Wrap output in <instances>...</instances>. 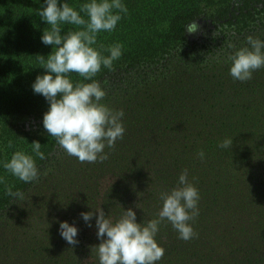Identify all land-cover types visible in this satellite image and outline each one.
<instances>
[{
    "label": "rangeland",
    "instance_id": "rangeland-1",
    "mask_svg": "<svg viewBox=\"0 0 264 264\" xmlns=\"http://www.w3.org/2000/svg\"><path fill=\"white\" fill-rule=\"evenodd\" d=\"M190 24L195 51L182 47L101 84L102 102L124 112L123 139L105 148L102 163H80L58 147L0 215V264H99L96 211L113 223L128 209L137 223L157 219L160 194L176 188L185 169L200 195L189 222L198 236L181 240L162 221L158 264H264V69L240 82L227 59L249 46L248 36L264 41V19H247L241 30L233 21L217 30L203 18ZM226 138L232 146L220 148ZM82 212L94 213L92 227ZM62 222L78 229V244L61 237Z\"/></svg>",
    "mask_w": 264,
    "mask_h": 264
},
{
    "label": "clouds",
    "instance_id": "clouds-1",
    "mask_svg": "<svg viewBox=\"0 0 264 264\" xmlns=\"http://www.w3.org/2000/svg\"><path fill=\"white\" fill-rule=\"evenodd\" d=\"M114 9L127 11L121 0H91L80 7V11L88 17L86 21L80 12L67 3H59V0H45V4L37 9L40 19L50 26L49 30L43 31L41 41L46 46L51 45L53 51L47 58L41 55L35 57L46 74L36 77L32 89L50 105L43 116L44 129L56 138L57 144L69 156L77 158L80 163L107 160L105 148H113L125 133L123 110H114L102 102L106 92L94 79L102 65L111 69L113 62L122 55L121 44L106 49L108 56L92 47L97 43L99 32H111L116 28L121 16L114 14ZM62 24L78 26L79 30L62 35ZM196 30L195 23L188 26L189 33ZM246 39L248 47L240 48L227 57L231 61L229 75L240 82L251 80L254 72L264 69V41L252 36ZM71 73L91 82L74 84L69 75ZM232 144L233 141L226 138L218 146L228 148ZM31 145L33 152L44 159L40 143L34 141ZM198 156L203 160L205 153L201 150ZM3 167L25 183L39 177L33 157L22 151L15 152ZM8 194L23 198L22 193H12L11 189H8ZM160 199L163 203L158 218L143 223L136 222V214L131 209L124 211L115 223L105 218L101 209L96 211L97 238L101 243L93 248L96 249L99 264H158L165 250L158 246L155 237L164 220L172 225L179 239L188 241L197 238L198 234L189 222L199 215L200 195L197 187L189 182L187 169L180 174L178 186L170 192H162ZM80 215L87 226L92 227L89 222L94 213L82 212ZM77 234L75 226L60 223V235L69 245L78 244L75 239ZM105 236L107 239H104Z\"/></svg>",
    "mask_w": 264,
    "mask_h": 264
},
{
    "label": "trees",
    "instance_id": "trees-1",
    "mask_svg": "<svg viewBox=\"0 0 264 264\" xmlns=\"http://www.w3.org/2000/svg\"><path fill=\"white\" fill-rule=\"evenodd\" d=\"M89 2L91 0H59L80 12L86 21L88 17L80 7ZM121 3L127 11L113 10L121 16L116 28L99 32L97 43L92 45L104 56L109 55L106 51L109 47L123 46L122 55L113 62L112 68L102 65L94 77L100 84L110 82L107 78L128 67L155 62L177 53L182 47L195 51L198 43L187 39L185 29L198 18L209 20L214 30L222 26V21H233L232 25L241 30L247 19L257 15L264 19V0H121ZM44 4L45 0H0V215L17 198L10 196L8 189L22 193L34 182L19 180L3 167L4 163L10 161L15 152L22 151L33 157L40 176L59 147L56 138L43 127V116L50 105L32 89L36 77L46 74L35 57L47 58L53 51L51 45L46 46L41 41L43 31L50 29L37 14V9ZM75 30H79L78 26L61 25L62 35ZM69 75L74 84L91 82L76 73ZM34 141L40 143L44 159L33 152Z\"/></svg>",
    "mask_w": 264,
    "mask_h": 264
}]
</instances>
